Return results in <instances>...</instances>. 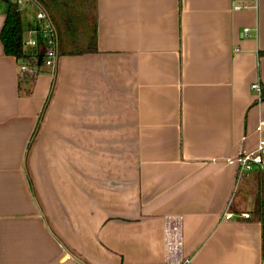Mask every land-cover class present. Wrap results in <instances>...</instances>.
<instances>
[{"label":"crops","instance_id":"crops-1","mask_svg":"<svg viewBox=\"0 0 264 264\" xmlns=\"http://www.w3.org/2000/svg\"><path fill=\"white\" fill-rule=\"evenodd\" d=\"M6 13L0 264H167L176 220L194 264H264V167L237 163L264 131V0H97V49L32 81Z\"/></svg>","mask_w":264,"mask_h":264},{"label":"trees","instance_id":"trees-1","mask_svg":"<svg viewBox=\"0 0 264 264\" xmlns=\"http://www.w3.org/2000/svg\"><path fill=\"white\" fill-rule=\"evenodd\" d=\"M37 1L48 11L56 26L59 55L82 54L97 49V0ZM27 29L24 13L18 10L16 5H10L1 31L5 53L15 56L20 64L42 66L45 46L41 44L35 55L27 53L23 44ZM259 201V212L263 217L262 190L259 192Z\"/></svg>","mask_w":264,"mask_h":264},{"label":"built area","instance_id":"built-area-1","mask_svg":"<svg viewBox=\"0 0 264 264\" xmlns=\"http://www.w3.org/2000/svg\"><path fill=\"white\" fill-rule=\"evenodd\" d=\"M16 5L22 13H28L30 6L36 7L34 14V22L25 32L24 49L27 53L35 55L41 44L45 46L44 62L42 66L50 67L55 70L59 59L58 51V33L54 22L48 11L37 0H0V6L8 8L10 5ZM247 5H238L237 9L247 8ZM248 31V29H246ZM37 64H20L21 73H29L36 75L42 67ZM252 88L258 95V99L262 98V86L260 83H254ZM239 174L243 175L252 170H262L264 167V131L260 135L256 147L251 151L244 152L237 160ZM240 214L235 213L227 208L223 214L224 219H233L239 217ZM242 216L250 217L249 213H243ZM171 255L167 264H194L193 258L181 255L182 239L179 229V221L170 223L169 238L167 240Z\"/></svg>","mask_w":264,"mask_h":264},{"label":"rangeland","instance_id":"rangeland-1","mask_svg":"<svg viewBox=\"0 0 264 264\" xmlns=\"http://www.w3.org/2000/svg\"><path fill=\"white\" fill-rule=\"evenodd\" d=\"M35 12H36V7L32 5V6H30V10L28 11V13H24V22H25V25L27 28H28V25H30V23H32L31 25H33ZM28 76L31 79L34 77V74L31 75L28 73ZM31 81H32V79H31Z\"/></svg>","mask_w":264,"mask_h":264}]
</instances>
